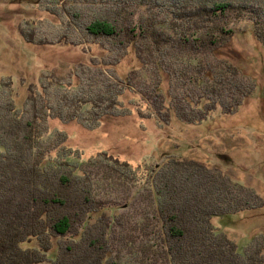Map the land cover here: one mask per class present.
Here are the masks:
<instances>
[{
    "label": "trees",
    "instance_id": "trees-1",
    "mask_svg": "<svg viewBox=\"0 0 264 264\" xmlns=\"http://www.w3.org/2000/svg\"><path fill=\"white\" fill-rule=\"evenodd\" d=\"M65 1L50 0L45 8L65 17L67 42L107 43L117 53L101 63L107 67L132 50L142 67L120 76L96 62L75 87L47 76L39 87L28 85L22 106L12 82L6 91L0 87V264H127L115 253V232L128 219L115 211L140 201L139 228L154 238L138 250L127 245L133 256L167 264H264V233L240 247L212 222L263 208L252 187L194 159L171 157L145 168L107 152L83 159L65 146L64 131L50 133L47 125L59 118L95 129L104 117L130 114L121 96L136 81L149 99L141 117L199 124L216 110L235 113L256 85L216 52L240 23L264 45V0ZM73 32L81 39H70ZM21 33L47 43L33 30ZM55 238L62 242L54 246Z\"/></svg>",
    "mask_w": 264,
    "mask_h": 264
},
{
    "label": "rangeland",
    "instance_id": "rangeland-1",
    "mask_svg": "<svg viewBox=\"0 0 264 264\" xmlns=\"http://www.w3.org/2000/svg\"><path fill=\"white\" fill-rule=\"evenodd\" d=\"M46 2L50 0H0V87L6 91V84L12 82L17 105L22 106L27 99L29 84L39 87L47 76L75 87L87 78L83 70L88 71L96 62L101 68L108 72L111 69L120 76L132 69H141L142 64L132 50L117 64L107 67L101 63L113 62L117 57L116 51L110 50L107 43L67 42L62 37L68 33L65 17H61L64 18L62 21L47 12ZM233 27L232 40L221 46L216 56L236 65L245 82L256 85L253 96L246 98L235 113L224 114L216 110L199 124L176 118L162 123L155 118L141 117L138 110L146 113L149 99L142 91L144 85L136 81L132 89H126L121 96L124 106L132 113L104 117L95 129H88L77 121L50 118L49 132L64 131L67 136L65 146L80 151L83 159L107 152L139 168L163 163L171 157L198 160L221 169L264 198V45L256 40L250 26L240 23ZM22 29L33 30L34 37L39 36L47 43L27 41ZM69 38L81 39L74 32ZM145 78L147 83L151 80L148 74ZM140 203L116 209L119 219L128 220L124 227L116 229L115 253L126 259L122 260L127 264H167L163 258L154 261L150 254L142 256L140 253L135 257L132 254L136 253L131 250L130 254L127 249L129 245L138 250L140 243L152 242L148 239L153 237L151 230L147 229L148 236H144L138 225L143 212ZM212 222L240 247H245L254 236L264 233V207L214 217ZM59 239L53 240L54 246L62 242ZM126 241L129 244L121 251ZM30 244L37 246L35 241ZM39 264L53 263L44 261Z\"/></svg>",
    "mask_w": 264,
    "mask_h": 264
}]
</instances>
